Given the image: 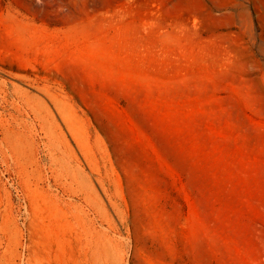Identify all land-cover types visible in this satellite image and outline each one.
<instances>
[{
    "label": "rangeland",
    "instance_id": "374dc122",
    "mask_svg": "<svg viewBox=\"0 0 264 264\" xmlns=\"http://www.w3.org/2000/svg\"><path fill=\"white\" fill-rule=\"evenodd\" d=\"M0 264H264V0H0Z\"/></svg>",
    "mask_w": 264,
    "mask_h": 264
}]
</instances>
